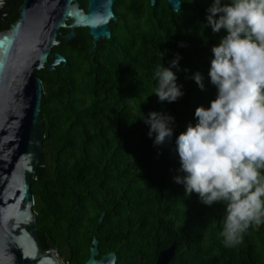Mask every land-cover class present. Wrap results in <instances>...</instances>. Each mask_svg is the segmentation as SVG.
<instances>
[{
    "label": "trees",
    "instance_id": "1",
    "mask_svg": "<svg viewBox=\"0 0 264 264\" xmlns=\"http://www.w3.org/2000/svg\"><path fill=\"white\" fill-rule=\"evenodd\" d=\"M181 1L174 12L167 0L154 6L150 0H115L110 40L91 52L87 29H77L75 41L53 49L67 64L37 72L45 99L33 210L42 247L64 264L85 263L94 237L99 258L115 252V264H156L173 243L169 264H264V224L226 247L220 235L224 205L186 196L174 179L184 175L176 137L198 122L196 108L209 107L216 97L208 75L211 49L227 34L204 27L212 0ZM81 6L86 9L87 1ZM177 55L171 70L183 95L161 102L153 93L155 70L170 67ZM196 72L203 90L191 78ZM150 112L174 118L173 136L163 145H154L156 134H148L144 118Z\"/></svg>",
    "mask_w": 264,
    "mask_h": 264
},
{
    "label": "clouds",
    "instance_id": "2",
    "mask_svg": "<svg viewBox=\"0 0 264 264\" xmlns=\"http://www.w3.org/2000/svg\"><path fill=\"white\" fill-rule=\"evenodd\" d=\"M207 13L204 27L227 33L211 49L208 75L217 93L209 107L196 108L195 126L176 137L184 175L174 179L186 196L196 193L204 205H224L220 235L231 248L249 227L264 224V0H212ZM179 59L155 70L153 93L161 102L183 95L171 70ZM191 78L204 89L200 72ZM144 122L149 136L156 134L154 145L171 140L173 117L150 112Z\"/></svg>",
    "mask_w": 264,
    "mask_h": 264
},
{
    "label": "water",
    "instance_id": "3",
    "mask_svg": "<svg viewBox=\"0 0 264 264\" xmlns=\"http://www.w3.org/2000/svg\"><path fill=\"white\" fill-rule=\"evenodd\" d=\"M13 2L14 0H9ZM158 0H150L152 6ZM174 12L181 0H167ZM115 0H23L16 20L0 32V264H59L52 249L40 242L35 197L31 186L43 153L42 106L45 89L40 70L53 72L67 59L54 53L60 39L71 42L77 28H86L95 51L110 40L117 21ZM62 30H69L63 35ZM103 213L99 223L104 219ZM177 244L158 255L156 264H169ZM99 257L93 238L90 256L83 264H115L117 254Z\"/></svg>",
    "mask_w": 264,
    "mask_h": 264
},
{
    "label": "flooded vegetation",
    "instance_id": "4",
    "mask_svg": "<svg viewBox=\"0 0 264 264\" xmlns=\"http://www.w3.org/2000/svg\"><path fill=\"white\" fill-rule=\"evenodd\" d=\"M81 1L82 0H78L80 8L83 10H86L84 7L81 6ZM22 3H23V0H14L13 2H10L9 0H0V32L8 30L9 25L16 20V18L18 16L19 8H20ZM86 8H87V6H86ZM77 29H80V28H77ZM76 30H75V32H76ZM68 32H69V30H67L65 33H63V31H62L63 35H66ZM76 38H77V33H76V37L74 38L73 41H75ZM62 43L65 44L68 42H66L64 39H60V45ZM54 53H58V52H54ZM59 54H61V53H59Z\"/></svg>",
    "mask_w": 264,
    "mask_h": 264
},
{
    "label": "built area",
    "instance_id": "5",
    "mask_svg": "<svg viewBox=\"0 0 264 264\" xmlns=\"http://www.w3.org/2000/svg\"><path fill=\"white\" fill-rule=\"evenodd\" d=\"M53 254H54V256L56 257V259L58 260V263H59V264H62V263H61L62 261L60 260L58 253H56L55 251H53Z\"/></svg>",
    "mask_w": 264,
    "mask_h": 264
},
{
    "label": "rangeland",
    "instance_id": "6",
    "mask_svg": "<svg viewBox=\"0 0 264 264\" xmlns=\"http://www.w3.org/2000/svg\"><path fill=\"white\" fill-rule=\"evenodd\" d=\"M62 264H64L63 262H61Z\"/></svg>",
    "mask_w": 264,
    "mask_h": 264
}]
</instances>
